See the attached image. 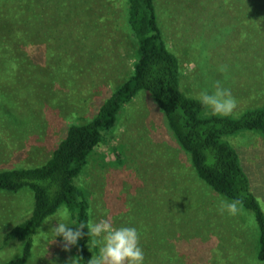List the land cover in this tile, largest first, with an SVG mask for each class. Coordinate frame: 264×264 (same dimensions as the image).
Here are the masks:
<instances>
[{
    "label": "rangeland",
    "instance_id": "rangeland-1",
    "mask_svg": "<svg viewBox=\"0 0 264 264\" xmlns=\"http://www.w3.org/2000/svg\"><path fill=\"white\" fill-rule=\"evenodd\" d=\"M153 1L186 95L200 99L220 81L237 100L230 116L264 103V8L254 19L249 10L257 0ZM25 3L34 6L30 27L18 10ZM134 48L125 9L109 0H0V169L43 162L67 125L89 120L129 74ZM229 143L264 212V139L241 132ZM77 183L88 196L90 223L137 229L144 264H264L255 258L252 213L219 211L227 200L196 178L144 91L122 106ZM31 201L26 188L0 190V264L19 255V242L2 238ZM63 212L37 230L25 264H80L73 246L65 250L50 231L58 222L71 227Z\"/></svg>",
    "mask_w": 264,
    "mask_h": 264
},
{
    "label": "trees",
    "instance_id": "trees-1",
    "mask_svg": "<svg viewBox=\"0 0 264 264\" xmlns=\"http://www.w3.org/2000/svg\"><path fill=\"white\" fill-rule=\"evenodd\" d=\"M109 1L113 6L125 9V25L135 43L130 72L101 100L88 121L67 125L63 137L43 162L0 169L1 191L15 193L26 188L32 198L27 216L8 227L2 238L4 243L8 240L19 242V255L1 264H25L37 230L61 209L67 210L74 230L85 225L82 230L85 235L73 246L75 258L80 264H88L92 256H99V246L92 243L95 238L86 235L90 205L77 180L90 154L113 127L122 106L139 91L152 98L177 146L187 156L196 178L227 201L240 200L239 207L252 213L256 226L255 258L264 260V212L250 190L235 149L229 143V138L241 132L257 133L264 139V103L246 108L235 117L213 114L200 99L181 90L179 62L162 39L154 1ZM251 6L252 19L260 18L258 12L264 8V0H257ZM31 7L25 3L18 8L24 11L25 23L29 27L34 15L30 13ZM24 60L28 66L33 63L32 59ZM30 85L26 84L27 89Z\"/></svg>",
    "mask_w": 264,
    "mask_h": 264
},
{
    "label": "clouds",
    "instance_id": "clouds-1",
    "mask_svg": "<svg viewBox=\"0 0 264 264\" xmlns=\"http://www.w3.org/2000/svg\"><path fill=\"white\" fill-rule=\"evenodd\" d=\"M220 71L227 72V66H221ZM199 98L202 105L210 108L213 114L228 116L237 108V100L231 90L223 87L220 81H215L211 92L201 91ZM241 203L240 200L230 202L221 200L219 211L221 213L226 211L229 215L235 216L240 210ZM68 215L67 210L62 213L64 218ZM83 229H85L83 224L74 230L67 223L58 222L50 231L55 237H62L64 249L68 250L85 235ZM86 235L96 238L92 243L100 246L99 256H92L88 264H144V252L140 247V236L135 227L114 228L109 219H102L89 223Z\"/></svg>",
    "mask_w": 264,
    "mask_h": 264
}]
</instances>
